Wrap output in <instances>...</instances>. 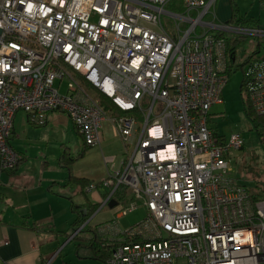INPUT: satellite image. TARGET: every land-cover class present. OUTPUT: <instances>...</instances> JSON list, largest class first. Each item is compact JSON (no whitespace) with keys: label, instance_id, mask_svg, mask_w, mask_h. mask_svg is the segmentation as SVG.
<instances>
[{"label":"built area","instance_id":"1","mask_svg":"<svg viewBox=\"0 0 264 264\" xmlns=\"http://www.w3.org/2000/svg\"><path fill=\"white\" fill-rule=\"evenodd\" d=\"M215 1L0 0V170L21 159L10 145L18 111L37 125L65 113L87 147L100 145L109 120L124 158L99 183L100 208L117 201L97 228L108 240L104 264H264V198L253 199L230 164L242 134L209 126L237 39L255 44L243 96L264 116V27L220 21ZM139 206L145 217L122 229L118 218Z\"/></svg>","mask_w":264,"mask_h":264},{"label":"crops","instance_id":"2","mask_svg":"<svg viewBox=\"0 0 264 264\" xmlns=\"http://www.w3.org/2000/svg\"><path fill=\"white\" fill-rule=\"evenodd\" d=\"M57 112H49L43 126L56 122L55 120L59 116L54 113ZM18 117L22 118L24 123L29 124L23 111L16 112L10 145L21 155V161L11 171L0 170V264H46L47 262L51 264L61 253L68 240L73 239H79L81 242L78 245L86 246L93 251L89 247L88 240L95 234L100 236L101 234L97 231L98 226L111 222L116 212V208L107 205L100 208L101 201L106 196V189L100 187L99 183L109 172L121 168L124 150L117 163V156L111 155L104 159L103 164L99 162L90 169H83V171L77 168L78 159L71 164V175L87 181V184H97L96 189L88 190V185H83L81 181L67 184L69 171L59 161L62 152L67 150L69 154L77 155L86 148L74 124L72 123V128L82 141V145L76 153L63 141H60L57 149L51 148L50 150L48 144L43 149L24 148L21 150V145L17 144L16 146L13 143V139L15 140L19 136L15 126V120ZM66 123L69 124L68 121ZM34 128L28 132H38L40 139L43 140L44 137L51 134L53 127L51 129ZM100 134V145L96 148L101 152L102 150L107 151L106 147L109 143L119 138L109 120L102 123ZM221 136L227 138L224 135ZM34 140L33 138L32 141ZM86 151L87 149L79 159L84 158ZM91 191L96 192L98 201L91 200V196H89ZM117 198L119 203L120 199L127 198L128 204L132 196L128 193L123 196L118 194ZM104 212L108 213V217L105 216L104 219L95 221L98 215ZM123 216L121 215L118 221ZM64 217H67L66 223L63 222L66 220ZM83 219L85 221L81 223ZM77 226H82V228L85 226V228L70 239L69 228L72 227L73 232ZM81 232L84 233L81 235ZM62 236H66L68 239L55 248L52 245L53 242L56 241L59 244V239Z\"/></svg>","mask_w":264,"mask_h":264},{"label":"rangeland","instance_id":"3","mask_svg":"<svg viewBox=\"0 0 264 264\" xmlns=\"http://www.w3.org/2000/svg\"><path fill=\"white\" fill-rule=\"evenodd\" d=\"M216 0L214 9L220 21H229L233 13L236 12L239 18L245 21H257L258 25L264 27V3L260 0ZM255 44L246 39L244 43L237 47L236 70L228 75V80L222 91L223 103L215 105L210 110L209 126L214 129L218 134L229 137L234 131H240L243 138V148L233 150L230 152V164L232 167L233 177L236 178L238 183L245 185L250 193H259L264 198V147H262L254 122L246 115L244 111V103L242 91H240V82L242 80V69L238 67L243 65L246 57L252 51ZM67 81H63L61 91L65 92ZM20 114V113H19ZM59 117L56 122L47 124L43 127L39 126L34 128L35 125L27 124L18 117L15 120L16 131L18 137L13 139L14 145H21L24 148L43 149L48 144L51 148L57 149L60 141L67 143L66 145L72 147L74 153L77 152L82 145L81 139L77 136L72 128V122L68 116L63 112L54 113ZM68 121L69 124L66 122ZM51 127H53L51 129ZM51 129V134L40 139L38 132L29 133L28 130L32 129ZM259 128H261L259 126ZM35 139L32 141L33 138ZM119 137V136H117ZM120 137L113 140L106 147L107 151H99L96 147H89L84 158L79 159L77 168L90 169L94 164L99 162L104 163V159L111 155H116V163L123 153V143ZM75 147V148H74ZM52 149V150H54ZM31 163V162H30ZM29 163V164H30ZM257 184V187H255ZM91 200L98 201L99 198L95 191L89 194ZM68 200V199H67ZM77 201V198H75ZM75 201V203H76ZM69 203V202H68ZM102 203V201H101ZM123 206L127 205V198L120 199ZM69 206V204H68ZM145 209L143 206L137 207L135 210L127 212L126 215L120 218L119 225L122 229H127L131 225L137 224L145 217ZM72 215V214H71ZM108 217V213L104 212L95 219L100 221L104 217ZM63 222L66 223L67 217H64ZM70 225V224H69ZM68 225V226H69ZM69 234H72V227L69 228ZM84 232H81L82 235ZM68 238L65 236L60 237L59 244L54 241L52 244L55 248L59 247ZM81 242L79 239L68 240L63 246L61 253L51 262V264H104L103 250L97 256L92 250L83 245H78Z\"/></svg>","mask_w":264,"mask_h":264},{"label":"trees","instance_id":"4","mask_svg":"<svg viewBox=\"0 0 264 264\" xmlns=\"http://www.w3.org/2000/svg\"><path fill=\"white\" fill-rule=\"evenodd\" d=\"M262 1V0H261ZM233 2V0L231 1ZM264 3V2H262ZM230 22H233V23H237V24H242V25H247V26H257L258 23L257 21H245L241 18L238 17V15L236 14V12L233 13L232 17L229 19ZM245 40L243 39H237L235 40L234 42L230 41L228 43V49L230 52L233 53V55L236 54V49L237 47L244 43ZM247 58V57H246ZM245 62V61H244ZM238 67H240L242 69V65H239ZM237 67L235 65V61H230L228 62V68H227V73L230 74L232 71L236 70ZM243 83H244V76H242V80L240 82V91H242V96H243ZM97 100H98V103L105 109L107 110L109 113L111 114H114V115H120L122 114V111H120L116 105L107 97L103 96V95H100L98 94L97 95ZM243 103H244V111L246 113V115L254 122V125H255V128H256V131H257V134H258V138H259V141L262 145V147H264V116H261V115H258L254 108L251 106L249 100L247 97L243 96ZM28 120V119H27ZM29 122V120H28ZM31 123V122H29ZM32 125H35V126H43V125H37V124H33L31 123ZM259 126L261 128H259ZM13 128V127H12ZM76 128V126H75ZM77 130V128H76ZM77 133L80 135V133L78 132L77 130ZM11 134H12V131H11ZM218 136L222 137L220 134L217 133ZM80 137L82 138V136L80 135ZM83 140V139H82ZM84 142V141H83ZM86 148H84L83 150H81L77 155H72V154H69L67 152V150H64L61 154V157H60V163L63 165V167L67 168L68 171H69V175H68V179H67V184H70L71 182H75V183H79V181L83 182V185H89L87 184L88 182L87 181H84V180H81L79 178H76L74 177L73 175H71V164L77 160L79 157H81L83 155V153L85 152L86 149H88L89 147L85 146ZM243 148V147H242ZM241 148V149H242ZM21 161V159L18 161V163ZM17 163V164H18ZM17 166V165H16ZM15 166V167H16ZM14 169V168H13ZM12 169V170H13ZM11 171V170H9ZM245 186V185H244ZM246 187V186H245ZM257 187V184L256 186ZM248 189V188H247ZM119 194H121L123 196V194H126V190H123L121 191ZM251 197L253 199H259V198H262L260 196L259 193H250ZM85 221V219L82 220L81 223H83ZM80 223V224H81ZM85 228V226L83 227ZM82 228V230H83ZM81 230V231H82ZM89 242V247H91L93 249V252L97 254V256H100L98 255L99 252L101 250H103L104 254H103V260H104V263H105V260L107 259L108 255H109V249L107 248L108 247V240L103 238L102 235H98L96 236H93L90 240H88Z\"/></svg>","mask_w":264,"mask_h":264},{"label":"water","instance_id":"5","mask_svg":"<svg viewBox=\"0 0 264 264\" xmlns=\"http://www.w3.org/2000/svg\"><path fill=\"white\" fill-rule=\"evenodd\" d=\"M117 204V201L112 199L109 203H108V206L109 207H114L115 205Z\"/></svg>","mask_w":264,"mask_h":264}]
</instances>
